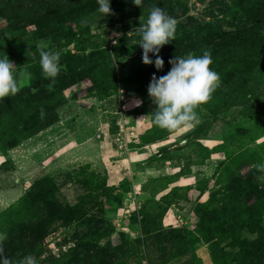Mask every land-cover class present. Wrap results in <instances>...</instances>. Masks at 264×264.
Returning <instances> with one entry per match:
<instances>
[{
  "label": "rangeland",
  "instance_id": "374dc122",
  "mask_svg": "<svg viewBox=\"0 0 264 264\" xmlns=\"http://www.w3.org/2000/svg\"><path fill=\"white\" fill-rule=\"evenodd\" d=\"M72 1L0 0V55L30 73L0 99L5 254L13 264L27 255L37 264H264V23L261 45L230 59L185 40L232 31L248 15L263 22L264 0H111L104 18L91 5L55 34L44 30ZM157 6L177 21L160 70L143 63L135 30ZM28 17L41 29L15 21ZM41 49L61 53L55 79L42 73ZM205 51L220 79L198 123L158 127L153 74ZM48 115L57 121L39 130Z\"/></svg>",
  "mask_w": 264,
  "mask_h": 264
},
{
  "label": "clouds",
  "instance_id": "9594fccd",
  "mask_svg": "<svg viewBox=\"0 0 264 264\" xmlns=\"http://www.w3.org/2000/svg\"><path fill=\"white\" fill-rule=\"evenodd\" d=\"M97 11L103 18L110 15L111 0H96ZM136 6H141L143 0H132ZM86 23V21H84ZM177 21L168 15L161 7H153L144 23L135 29L140 37L139 45L143 49L142 61L145 64L154 63L155 68H163L164 60L157 55L163 45L174 39ZM149 53L155 55V60ZM39 64L45 78L55 79L61 70L59 63L61 53L55 50H40ZM170 70L157 77L153 74L147 91L152 102L156 105L152 114L155 125L162 129L176 130L192 128L199 121L196 109L206 103L218 86L219 73L210 65L213 60L210 52L202 55L188 53L186 56H174L169 61ZM30 77L22 67L14 64L4 52L0 55V99L16 95L25 78ZM257 167H261L257 165ZM0 264H13L0 246ZM16 264H37L36 259L27 255Z\"/></svg>",
  "mask_w": 264,
  "mask_h": 264
},
{
  "label": "trees",
  "instance_id": "16d2710c",
  "mask_svg": "<svg viewBox=\"0 0 264 264\" xmlns=\"http://www.w3.org/2000/svg\"><path fill=\"white\" fill-rule=\"evenodd\" d=\"M10 0H3L2 4H7L9 3ZM89 2V3H88ZM88 3V4H87ZM1 5V3H0ZM91 5H96V8H98V4L96 2V0H88L85 4H81L79 1H72L69 4L63 3L61 5H59V14H60V18L58 16V20H59V24L57 23H52L51 27H45L44 26V30H47V32L55 34V32H58L59 28H56L57 26H61L63 27L64 25L62 24H67L69 22H71V24L75 23L76 20H71V18L74 15H78L81 12H83L84 10H88L90 9ZM236 5V0H234L232 2V6L234 7H238L235 6ZM26 10V9H24ZM260 12V11H257ZM250 15L246 16V24H241V25H245V26H238L235 27L234 30L232 31H224V32H214L212 30L208 31L207 33H202L201 32H196V34H187L185 37V40H191L193 37H198V38H202L205 41L208 42L209 46H218L219 50L222 52L223 54V58L226 57L228 59H230L231 57H229V54H233L234 52L237 51H241L239 49L241 48H247V47H253V46H258L261 45L262 42V34L258 31V27H260L262 25L263 22L259 23L256 25V23H252L249 21ZM78 20V18H76ZM16 22L21 23L18 26H23V27H27L31 24H36L37 26H39V28L41 29L43 23L41 21H36L33 20V18H16L15 19ZM208 25V24H207ZM67 26V25H66ZM210 26V25H208ZM48 29H50L48 31ZM175 38V37H174ZM208 39H212V40H208ZM260 40V43H257V41ZM57 121V118L52 117L51 115H48L44 118V122H42V124L40 125L39 130H42L46 127H48L49 125H52L53 123H55ZM24 134V133H23ZM22 134V135H23ZM21 135V137H22ZM9 148H12L16 145V141H10L8 142ZM40 203H44L47 204L48 202H46L44 199L40 200ZM60 215H63V210H59ZM13 245V243H9L8 244V248H10Z\"/></svg>",
  "mask_w": 264,
  "mask_h": 264
}]
</instances>
